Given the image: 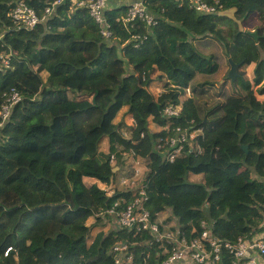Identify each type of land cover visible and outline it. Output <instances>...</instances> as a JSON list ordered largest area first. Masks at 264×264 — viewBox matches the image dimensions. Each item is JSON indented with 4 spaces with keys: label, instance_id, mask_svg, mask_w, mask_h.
Masks as SVG:
<instances>
[{
    "label": "trees",
    "instance_id": "obj_1",
    "mask_svg": "<svg viewBox=\"0 0 264 264\" xmlns=\"http://www.w3.org/2000/svg\"><path fill=\"white\" fill-rule=\"evenodd\" d=\"M204 1L219 3L221 12L236 9L242 22L258 13L264 25V0ZM22 2L40 19L32 29L12 18ZM145 3L159 16L151 32L127 26V1L110 0L113 36L106 40L75 0H0V109L13 91L22 96L0 131V264H114L116 243L149 239L126 229L91 239L89 219L101 222L99 209L119 193L108 197L86 180L111 186L117 143L150 162L145 205L152 216L168 212L187 234L206 222L231 243L264 233V30L241 31L219 14L196 12L188 0ZM140 35L148 37L135 48ZM212 42L224 58L205 52ZM230 59L239 70L255 64L253 78L238 71L230 79ZM156 80L166 82L158 98L149 91ZM169 104L182 107L174 127L204 130L201 155L163 160L156 147L166 133L150 123L165 126L161 112ZM123 109L134 127L124 118L115 123ZM106 139L109 153L100 150ZM19 154L21 162L12 159ZM190 174L205 182H191ZM135 251L136 264H146L148 252L147 264H159L153 249ZM220 264L234 259L223 251Z\"/></svg>",
    "mask_w": 264,
    "mask_h": 264
},
{
    "label": "built area",
    "instance_id": "obj_2",
    "mask_svg": "<svg viewBox=\"0 0 264 264\" xmlns=\"http://www.w3.org/2000/svg\"><path fill=\"white\" fill-rule=\"evenodd\" d=\"M75 1L80 8L89 10L91 17L101 25L103 37L111 40L113 34L105 16L110 0ZM123 1H127L129 7L125 18L127 26L135 28L142 24L150 32L158 26L159 16L148 9L145 0ZM173 1L184 2V0ZM188 1L191 8L202 15H216L223 9L219 3L211 5L204 0ZM57 4L59 2L55 5ZM51 13L50 9L46 10L47 15ZM12 18L19 27L27 29L34 28L40 22L37 13L23 2L14 9ZM147 37V35L135 36L134 39L137 42L135 48H138ZM164 92L159 90L158 97ZM186 94L187 97L191 96L190 90H187ZM21 100L22 96L16 91L7 98L0 109V131L9 119L12 108ZM181 110V105L169 104L161 112L166 120L165 126L155 125L151 121L154 124V132L166 133V136L159 139L156 148L161 151L163 160L168 163H173L187 151L196 152L197 155L203 153L199 142V138L204 136L202 128L174 127L172 120L180 117ZM131 121V126L134 127L135 122L133 119ZM123 135L129 138L127 132H123ZM113 153L110 161L117 171L112 190L106 185L99 187L106 191L108 197L116 193H119V196L110 207L99 209L98 218L102 222L115 223L118 229H126L134 232L135 235L149 236L145 242L119 241L116 243L111 249L114 264H136L135 250L139 248H146L148 251L153 249L159 264H220L223 251H227L233 257L234 264H264V233L251 239L240 238L236 243H231L215 237L212 226L206 222L202 223L201 232L193 228L192 233L187 234L178 222L174 223L168 212L164 211L152 216L145 205L148 201L146 188L149 182L150 162L137 155L132 149L127 151L118 143L115 144ZM118 155L122 157V161L118 160ZM150 254L151 252H148L144 259L146 264Z\"/></svg>",
    "mask_w": 264,
    "mask_h": 264
},
{
    "label": "rangeland",
    "instance_id": "obj_3",
    "mask_svg": "<svg viewBox=\"0 0 264 264\" xmlns=\"http://www.w3.org/2000/svg\"><path fill=\"white\" fill-rule=\"evenodd\" d=\"M260 15L258 13H250L248 15V19L245 21V22H242L243 23V28H242V31H250V32H258L259 34H262L263 33V30H264V25H263V22L261 21ZM230 24V22H229ZM240 27V26H239ZM213 44L208 47L206 49V53L207 54H212V53H215L217 54V56H221L222 58H224V53H223V47L221 45H219L217 42H212ZM230 67H229V72H230ZM254 69H255V64L251 65V66H247V67H244L243 69L239 70L240 72H244L246 73V76L249 78V79H252L253 76H254ZM228 71V68L226 66V72L227 73ZM158 77V74L154 75V78L157 79ZM165 81H161L159 82L158 80H156L154 83H153V87L154 89L151 90V88L149 89L150 91H152V95L158 97L159 95V90H164L165 91ZM188 97H187V94H182L180 95V101L183 102L184 100H186ZM262 100H264V98L261 97ZM126 109H123L118 117L116 118L115 120V123H120V121L124 118L126 124L129 126V124L131 125L132 121L130 120L131 119V116L130 115H126ZM152 128L154 129V124L152 125ZM126 130V129H125ZM108 145H109V141L108 140H105L103 141V143L101 144V147H100V150L101 151H105L108 149ZM25 158L24 155H14L12 157V159L18 161V162H21L22 159ZM88 181L87 184L90 182V180H86ZM191 181V180H190ZM193 183H197V184H200L202 182H200V179H197L195 178V180L191 181ZM92 185V184H90ZM103 185V186H102ZM101 187H104V184H101L100 185ZM172 220L174 221V223H177V220L172 218ZM101 221V220H100ZM88 225L90 227H94L92 229V234H91V239L94 238L99 232H109L113 229H118L117 225L115 223H106V222H99L97 220H95L94 218H91L89 219L88 221Z\"/></svg>",
    "mask_w": 264,
    "mask_h": 264
},
{
    "label": "water",
    "instance_id": "obj_4",
    "mask_svg": "<svg viewBox=\"0 0 264 264\" xmlns=\"http://www.w3.org/2000/svg\"><path fill=\"white\" fill-rule=\"evenodd\" d=\"M236 12H237L236 9H230L227 11H223V12L219 13V17L228 18V19L232 20L233 22L237 23L240 26V30L242 31L243 23H242V21L237 19ZM229 61H230V65H231V69L229 72V78L232 79L233 81H235L236 77L238 75V65H236L231 59ZM243 149L245 150L246 153H248L249 148L247 146L243 147ZM116 171H117L116 169L113 171L114 175L116 174ZM114 181H115V176L111 180V186L109 187L110 190H112Z\"/></svg>",
    "mask_w": 264,
    "mask_h": 264
},
{
    "label": "crops",
    "instance_id": "obj_5",
    "mask_svg": "<svg viewBox=\"0 0 264 264\" xmlns=\"http://www.w3.org/2000/svg\"><path fill=\"white\" fill-rule=\"evenodd\" d=\"M120 2H123V0H119ZM119 4V3H118ZM153 85V84H152ZM154 86V85H153ZM153 86H151V90L152 89H154V88H152ZM151 93H152V91H151ZM153 94V93H152ZM156 97V96H155ZM132 119V118H131ZM130 119V120H131ZM151 125H150V128L154 131L155 129H153L152 128V125H153V123L151 122L150 123ZM128 126V125H127ZM131 125L129 124V126L128 127H130ZM124 132H126V131H124ZM106 140H108V139H106ZM105 141V140H104ZM103 153H109L110 152V144L108 145V149L107 150H105V151H102ZM195 178H197V179H200V182H202V183H204L205 182V177L203 176V175H196V174H190V176H189V179L191 180V181H193V180H195ZM87 180H90V182L88 183L89 185L90 184H98V186H100L102 183H100V182H98V181H96V180H93V179H87ZM88 182V181H87Z\"/></svg>",
    "mask_w": 264,
    "mask_h": 264
}]
</instances>
